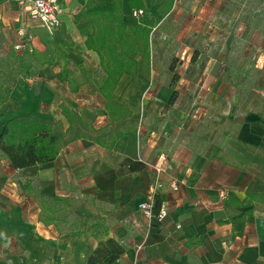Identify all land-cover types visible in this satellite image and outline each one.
Returning <instances> with one entry per match:
<instances>
[{
  "label": "crops",
  "instance_id": "crops-1",
  "mask_svg": "<svg viewBox=\"0 0 264 264\" xmlns=\"http://www.w3.org/2000/svg\"><path fill=\"white\" fill-rule=\"evenodd\" d=\"M57 1L63 13L50 27L19 1L0 0V34L23 30L33 57L29 74L4 86L0 121L32 114L67 127L58 109L65 101L102 127L107 74L87 42L98 43L103 22L86 13L114 0ZM160 2L142 0L150 18L160 16ZM121 11L127 27L137 24L130 0ZM108 38L122 54L118 36ZM148 43L149 76L138 72L135 83L124 73L114 91L139 122L136 134L110 150L77 140L24 169L0 160V264H264V203L248 199L264 201V0H175ZM153 189L167 210L161 222L139 210ZM55 196L94 199L92 210L79 204L80 231L74 216L42 220V199ZM230 198L244 204L227 213ZM88 215L103 222L85 228Z\"/></svg>",
  "mask_w": 264,
  "mask_h": 264
},
{
  "label": "trees",
  "instance_id": "trees-1",
  "mask_svg": "<svg viewBox=\"0 0 264 264\" xmlns=\"http://www.w3.org/2000/svg\"><path fill=\"white\" fill-rule=\"evenodd\" d=\"M121 1L114 0L111 9L93 10L86 13L93 20L95 26L96 23L103 22L99 23V28H97V35L101 34L98 43L94 38H91L87 42V46L98 50L101 65L107 74L100 87V93L106 101L107 124L95 128L81 117L72 104L65 101L58 105V109L66 121L67 127L60 120L48 117L40 118L32 114L15 116L4 123L0 121V160H8L13 169H24L54 161L61 150L77 140H87L101 148L110 150L120 138L137 133L139 122L132 119V112L126 102L116 101L114 91L124 73L130 75L135 83L138 82L136 80L138 72L149 76V34L153 26L171 11L175 0H162L156 8L160 16L154 19L149 17L142 0H130V5L134 10L143 12L139 16L137 24L133 27H127L123 23ZM111 34H116L122 42V46L125 47L122 54L116 53L112 47L107 45L108 35ZM26 37H24V40ZM96 44L99 45V49ZM101 49H105L107 54L100 53ZM139 53L141 59L140 62H137L134 56ZM11 54L18 66L19 75L25 78L29 74L33 60L29 52L28 41H24L20 54L15 51H12ZM129 55H132V57H128ZM8 68L7 63L0 62V107L8 100L7 97L3 96L4 86L13 82L6 76L5 72ZM170 71L174 73L173 67ZM174 78H176V75H173ZM134 104L131 103V105ZM261 125L264 128L262 122ZM24 190L27 192L32 191L29 181L24 183ZM248 199H260L261 203H264L260 194L248 195ZM50 200V203L45 199L41 201L42 209L48 210V213L42 216V220L50 224L56 221L65 222L70 216H74L73 226L76 232L81 230L83 222V217L78 212L79 204L81 203L85 210H92V204H94V199L88 196H85L82 201L56 196ZM249 200L246 204L250 203ZM243 204L244 202L230 198L224 204V207L226 212L230 213V211L236 212L237 208L243 206ZM160 207V200L157 195H154L153 213L157 214ZM95 209L99 210L101 208ZM251 213L252 209H247L233 220ZM102 222L103 219L88 215L85 218L84 227L94 226Z\"/></svg>",
  "mask_w": 264,
  "mask_h": 264
},
{
  "label": "built area",
  "instance_id": "built-area-1",
  "mask_svg": "<svg viewBox=\"0 0 264 264\" xmlns=\"http://www.w3.org/2000/svg\"><path fill=\"white\" fill-rule=\"evenodd\" d=\"M21 5L24 6V10L28 17L32 20H40L50 27H54L59 23V16L63 13V10L57 0H17ZM143 14L141 10L134 11L133 16L139 17ZM26 33L23 30L18 31L19 39L21 43L18 48H20L24 41L30 39L29 36L26 37ZM24 37L26 39L24 40ZM159 172V170H157ZM157 183L154 185V189ZM171 188L177 190V185L172 183ZM154 189L148 195V198L139 204V210L149 218L155 217L157 221L161 222L167 216V210L164 207H160L157 214L153 213L154 208Z\"/></svg>",
  "mask_w": 264,
  "mask_h": 264
},
{
  "label": "rangeland",
  "instance_id": "rangeland-1",
  "mask_svg": "<svg viewBox=\"0 0 264 264\" xmlns=\"http://www.w3.org/2000/svg\"><path fill=\"white\" fill-rule=\"evenodd\" d=\"M20 43L21 40L18 36H3L0 34V62L7 63L9 65L8 70H6V74L10 79H15L19 76V70L16 63L14 62L11 52H21L22 46L20 48L17 47L20 45Z\"/></svg>",
  "mask_w": 264,
  "mask_h": 264
}]
</instances>
